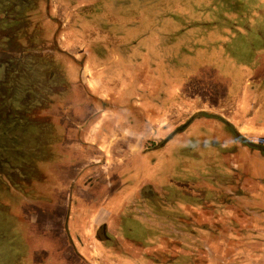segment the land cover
<instances>
[{
	"label": "crops",
	"instance_id": "crops-1",
	"mask_svg": "<svg viewBox=\"0 0 264 264\" xmlns=\"http://www.w3.org/2000/svg\"><path fill=\"white\" fill-rule=\"evenodd\" d=\"M14 1L0 0L1 25L9 27L16 20ZM259 1L256 8L247 0L237 3L264 14V0ZM26 6L31 4L22 1L20 7ZM237 28L234 42L224 39L200 51V83L223 96L210 100L185 93L162 108L163 95L153 93L114 116L104 110L97 117L89 110L95 67L79 64L74 74L48 62L43 47L2 45L12 31L0 30V132L20 116L30 123L16 124L12 133L46 147L41 157L34 147L22 153L39 161L25 165V184L35 193L23 198L15 215L28 229L51 232L49 239L61 242L65 250L58 264H264V250L257 249L264 247V216L260 223L257 218L264 211L259 205L264 187L247 169L259 166L264 171V159L248 162L249 145L240 139L257 150L264 146V19L247 30ZM27 52L41 62L23 64ZM193 53L186 54L192 58ZM215 70L213 85L209 77ZM83 71L88 75L84 82ZM189 79L187 90L174 88L178 95L189 90ZM146 99L154 105L146 107ZM87 104L83 119L80 109ZM212 166H221L214 178L208 175ZM226 168L231 170L229 187ZM15 175L22 183L20 173ZM99 228L106 232L110 252L96 260L93 254H82L78 234H96ZM244 246L255 249L245 256ZM40 252V258L33 256L35 262L50 254L49 249Z\"/></svg>",
	"mask_w": 264,
	"mask_h": 264
},
{
	"label": "rangeland",
	"instance_id": "rangeland-1",
	"mask_svg": "<svg viewBox=\"0 0 264 264\" xmlns=\"http://www.w3.org/2000/svg\"><path fill=\"white\" fill-rule=\"evenodd\" d=\"M22 1L25 0H15L12 4L16 14L18 13L15 15L16 20L9 27L0 24V30L12 31L11 37L2 40V45L23 50L43 47L49 54L48 62L60 63L65 69L69 67L74 74L78 73L76 69L79 64L87 63L95 67L93 85L96 87L91 94L94 102H91V109L88 104L86 108L80 109L83 119H87L88 115L84 112L89 110L95 117L102 115L104 110L111 111L114 116L113 112H118L122 107H128L127 105H135L139 97L153 93L163 95L161 107H167L171 100L178 99L185 93L209 99L221 96L214 88L206 89L207 86L200 83L202 77L198 69L202 58L201 48L218 45L224 39V42L229 40L232 43L233 38L238 36L237 25H243V29L247 30L264 19V14H260L253 21L250 20L251 16L246 18L245 13L239 11L237 2L246 0H48V6L45 5L46 0H42V5L40 0H26L31 4L26 8L20 7ZM247 1L252 2V6L256 8L255 0ZM256 3L260 1L256 0ZM7 6L11 5L5 4ZM252 6L247 12L253 9ZM241 13L243 16H238ZM192 51L196 54L193 53L191 58L186 53ZM25 54L28 57L22 61L23 64L34 66L41 62L34 53ZM43 60L47 63L45 56ZM15 62L18 63L17 60ZM27 69L30 70L29 67ZM221 74L219 72V76ZM186 77L192 82L189 90L178 95L174 88L187 90L184 86ZM216 77L218 73L215 70L209 77V82L214 85ZM87 78L84 71L80 72L82 82ZM171 80L175 86L170 85ZM146 101V107L154 105L152 99ZM27 122L30 123L20 116L13 117L12 124L6 126V131L0 132V264H58L65 250L61 242L49 239L51 232L39 233L28 229V225L15 215L22 207L23 198H31L35 193H29L30 189L25 184V165L39 161V158L23 156L22 153H27L29 147H34L35 155L39 157L42 151L46 152V147L42 149L39 145L25 142L27 135L12 133L16 124L25 125ZM31 127L37 128L35 125ZM246 149L248 162L264 159V150L249 146ZM258 167L249 166L247 169L256 173L259 184L264 187V171H260L262 169ZM15 169L18 170L17 173ZM227 169L225 178L231 176V167ZM147 170L146 168V177L150 175ZM19 173L22 183L15 178V174ZM226 181L225 186H231L228 178ZM150 190L145 188L144 192L149 193ZM259 201L260 207L264 208V198ZM38 205L46 207L43 203ZM262 213L264 211L257 217L258 223L262 222ZM81 222L88 228L90 223L87 226L86 220ZM105 233L103 228H99L96 234L94 230L78 234L82 254L87 257L88 253L93 254L96 260L104 253L109 254L110 247L107 244L110 243L106 241ZM193 235L196 237L197 233ZM48 249L50 254L46 260L40 263L38 259L35 262L33 256L40 258L43 255L40 251ZM253 249L255 248L241 247L245 256H249L248 253ZM257 249L264 250V247ZM154 258L157 259L156 256ZM197 262L200 264V260Z\"/></svg>",
	"mask_w": 264,
	"mask_h": 264
},
{
	"label": "flooded vegetation",
	"instance_id": "flooded-vegetation-1",
	"mask_svg": "<svg viewBox=\"0 0 264 264\" xmlns=\"http://www.w3.org/2000/svg\"><path fill=\"white\" fill-rule=\"evenodd\" d=\"M238 9H239V11L242 10V11H241L242 13H245L244 16H246V18L251 16L250 20H253V21H254L255 18H259V14H260V12H256L257 14H256V13L253 14V13H252V12H254L253 9H252L251 11H248V12H247V9H248V8H247V7H242V6L238 7ZM242 13H241L240 16H243ZM246 13H247V14L251 13L252 15L249 14V15L247 16ZM240 19L243 20L244 18H240ZM237 30H239V29L237 28ZM241 31H243V30H241ZM186 123H187V121L185 120L184 123H181V125H179V126H182V124L184 125V124H186ZM239 137H240V136H239ZM240 139H241L244 143L248 144L249 146L251 145V143H250L247 139H245L244 137L241 136ZM258 149H259V148H258ZM259 150H262V149H259ZM209 169H210V168H209ZM220 169H221V166H216V167H213V166H212L208 175H210L212 178H214L215 175L217 174V172L220 171ZM208 175H207V176H208ZM213 175H214V176H213ZM201 188H203V187H200V189H201Z\"/></svg>",
	"mask_w": 264,
	"mask_h": 264
},
{
	"label": "water",
	"instance_id": "water-1",
	"mask_svg": "<svg viewBox=\"0 0 264 264\" xmlns=\"http://www.w3.org/2000/svg\"><path fill=\"white\" fill-rule=\"evenodd\" d=\"M258 148L264 150V146H257Z\"/></svg>",
	"mask_w": 264,
	"mask_h": 264
}]
</instances>
